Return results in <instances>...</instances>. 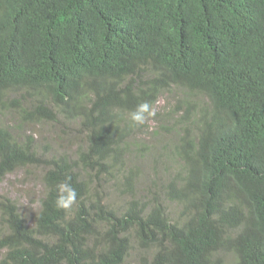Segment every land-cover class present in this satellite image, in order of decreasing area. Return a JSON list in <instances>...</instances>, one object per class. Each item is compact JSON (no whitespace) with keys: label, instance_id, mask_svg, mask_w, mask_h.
Listing matches in <instances>:
<instances>
[{"label":"trees","instance_id":"16d2710c","mask_svg":"<svg viewBox=\"0 0 264 264\" xmlns=\"http://www.w3.org/2000/svg\"><path fill=\"white\" fill-rule=\"evenodd\" d=\"M170 90L186 106L172 176L115 207L129 114ZM7 98L21 124L62 119L80 140L44 156L0 123V178L33 168L44 191L31 223L0 206V264H264V0H0V112Z\"/></svg>","mask_w":264,"mask_h":264},{"label":"rangeland","instance_id":"374dc122","mask_svg":"<svg viewBox=\"0 0 264 264\" xmlns=\"http://www.w3.org/2000/svg\"><path fill=\"white\" fill-rule=\"evenodd\" d=\"M178 90H170L164 93L156 106L155 116L150 117L143 125L138 126L134 132V139L129 150V169L132 176V197L121 198L124 187L117 183H109L111 191L107 192L115 207L118 204L136 199L149 203V195L152 193L150 184L156 182L165 184L171 178L176 161L174 156L175 143L182 134L179 117L185 109V97ZM5 100L8 110L0 112V123L9 128L14 138L30 142L31 146L44 156L51 152H65L74 154L80 137L73 132L76 125L64 123L62 119L54 124L26 125L21 124L20 119L12 114L13 104ZM197 105L198 99H193ZM19 106L17 107L18 110ZM43 185L40 179V171L33 168L16 171L13 174L0 178V206L8 200L15 205L20 214L32 222L38 212L40 201L43 198ZM160 198L161 189L157 190ZM166 211L171 218H175L179 209L177 206L166 203ZM1 213V210H0ZM2 219L0 217V231ZM1 256V254H0ZM217 264H235V259L229 254L219 255Z\"/></svg>","mask_w":264,"mask_h":264},{"label":"clouds","instance_id":"9594fccd","mask_svg":"<svg viewBox=\"0 0 264 264\" xmlns=\"http://www.w3.org/2000/svg\"><path fill=\"white\" fill-rule=\"evenodd\" d=\"M155 116V109L148 101L139 103L129 114L133 125H143L149 117ZM77 200V192L67 181L58 185V192L55 199L57 208H70Z\"/></svg>","mask_w":264,"mask_h":264}]
</instances>
